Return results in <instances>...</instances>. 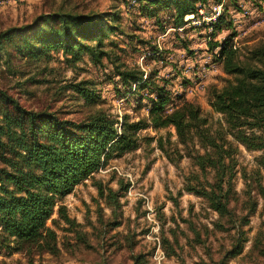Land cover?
Masks as SVG:
<instances>
[{"label":"rangeland","instance_id":"rangeland-1","mask_svg":"<svg viewBox=\"0 0 264 264\" xmlns=\"http://www.w3.org/2000/svg\"><path fill=\"white\" fill-rule=\"evenodd\" d=\"M149 1L0 0V30L29 23L41 13L62 10L99 14L115 10L119 14L111 21L117 28L101 35L99 44L97 37L83 39L96 44L99 56L84 50L75 55L62 46L41 50L39 36L33 31L0 41V88L24 107L55 109L60 117L74 122L97 109L118 118L147 116L154 93L135 87L134 82L123 85L114 70L123 63L152 71L159 84L165 81L171 96L169 110L184 99L191 100L213 126L219 121L225 124L223 113L210 104L211 89L222 87L232 74L224 71L219 45L212 43L230 36L237 57L246 60L249 49L264 42V0L197 1V13L186 14L181 26L173 24V9L154 10ZM220 14V27L214 28ZM79 80L89 81L86 84L96 93L94 101H86L71 87ZM137 135L136 147L102 160L69 192L56 198L46 220L57 234L56 252L24 243L16 247L9 241V247L0 244V264H218L230 248L235 230L217 228L213 222L218 214L206 198L183 189L186 174L198 170L186 152L189 147L200 151L202 147L197 140L188 146L179 142L173 126H148ZM160 136L173 160L158 146ZM236 144L233 183L243 198V170L255 166L261 149ZM261 177L264 182V172ZM100 183L119 191L120 205L108 203L106 189L104 195L99 193ZM241 199L230 204L237 213L244 212ZM257 199L255 211L243 225L247 239L241 251L222 264H264V253L258 251L264 249V206L262 198ZM59 204H65L69 216L81 225L59 217Z\"/></svg>","mask_w":264,"mask_h":264},{"label":"trees","instance_id":"trees-1","mask_svg":"<svg viewBox=\"0 0 264 264\" xmlns=\"http://www.w3.org/2000/svg\"><path fill=\"white\" fill-rule=\"evenodd\" d=\"M197 1L204 0L149 2L155 5L154 10L157 7L173 9V24L181 26L186 21V14L197 13ZM118 17L115 10L101 14L70 10L41 13L29 23L0 30V41L33 31L39 36L41 50L62 46L75 55L84 50L99 56L101 52L95 51L96 44L83 39L97 37L99 44L101 35L117 28L111 21ZM222 19L223 14H220L213 27H220ZM212 45H219L218 56L222 59L223 69L232 74L222 87L213 86L211 89L210 104L214 110L223 113L225 124L219 121L213 126L199 104L191 100L184 99L169 110L167 104L171 102V96L165 81L159 84L152 71L146 73L139 66L127 67L123 63L114 67L123 85L134 82L135 87L148 88L154 93L149 98L147 116L131 119L125 114L118 118L97 109L74 122L60 117L55 109L24 107L13 95L0 88V159L5 164L0 166V244L9 247V241H12L16 247L24 243L39 250L56 252V231L46 225L56 198L69 192L75 182L89 175L102 160L106 162L110 156L136 147L137 132L141 128L173 126L179 142L188 146L197 140L202 147V151L189 147L186 152L198 170L186 174L183 189L206 198L208 205L218 214L213 222L217 228L235 230L231 246L218 264L239 253L247 239L243 225L248 222V215L255 211L258 196L264 206L261 177L264 172V42L250 48L246 60L237 57V48L230 36ZM88 82L79 80L71 87L90 102L96 99V93L86 84ZM236 141L250 149H261L255 166L249 171L243 170V198L233 183L238 152ZM167 142L171 143V140ZM157 144L169 159H174L161 136ZM175 150L179 151L177 147ZM98 189L101 195L106 189L108 203L120 205L117 189L101 183ZM239 199L240 207L244 209L241 213L230 205ZM57 212L71 225H81L69 216L65 204H59ZM226 222L229 226L224 224ZM258 251L264 253V249Z\"/></svg>","mask_w":264,"mask_h":264}]
</instances>
